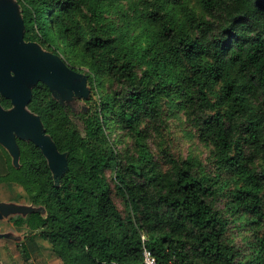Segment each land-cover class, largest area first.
Instances as JSON below:
<instances>
[{"label":"trees","instance_id":"obj_1","mask_svg":"<svg viewBox=\"0 0 264 264\" xmlns=\"http://www.w3.org/2000/svg\"><path fill=\"white\" fill-rule=\"evenodd\" d=\"M192 1L137 0L118 25L106 14L114 0H16L25 40L55 52L63 43L70 66L104 86L78 109L41 82L32 88L27 108L66 152L61 174L32 141L18 139L17 165L0 145V182L20 184L35 207L15 220L31 231L26 264L37 236L61 264H145L144 248L155 264H264V0H194L202 16ZM172 108L211 143L230 182L168 146L150 150L148 129ZM227 186L250 225L248 254L219 207Z\"/></svg>","mask_w":264,"mask_h":264},{"label":"rangeland","instance_id":"obj_2","mask_svg":"<svg viewBox=\"0 0 264 264\" xmlns=\"http://www.w3.org/2000/svg\"><path fill=\"white\" fill-rule=\"evenodd\" d=\"M5 1L15 5L17 16L21 19L22 16L16 0ZM190 7L199 16H202V10L194 0L190 3ZM137 8V0H114L113 5L106 14L109 18L114 19L118 25H122L123 20L126 18L123 13L127 15H134ZM82 22L84 23V21ZM25 41L34 42L42 51L48 52L55 59L62 60L76 74L79 73L86 76V95H68L67 89L65 88L62 91H60L57 87L50 89L45 79L41 78L37 81V83L41 82L47 86L51 94L55 95L60 103L67 104L73 109L84 108L86 106L85 99L90 98L91 96L97 98L98 91H104L103 84L96 87L92 86L94 82L88 80V74L86 71L89 69L87 66L81 64H78L79 66L75 68L70 66L66 54L62 50L63 43H61V48L55 52L52 47H47L46 43L42 44L39 40ZM28 83L31 84V82ZM117 131V129L114 130L115 138L117 137ZM127 140L128 137L126 136V141ZM146 141L150 150L155 152V154L158 153V146H168L171 152L179 158H191L196 163V167L200 170L211 174L218 173L221 182H230V174L223 169L217 168V164L214 161L215 156L211 143L202 138L200 133L189 125L182 109L172 108L167 116V121L164 127H150L147 131ZM111 174V170H106V176L109 180ZM113 198L118 206L122 207L121 201L115 194H113ZM0 202L24 205L27 207L33 206L23 187L12 181L0 182ZM219 207L227 223L228 236L230 240L236 245L240 253H250L252 251V232L250 225L244 213L230 207L228 186L224 187L221 191V201L219 202ZM22 216H25V213L13 212L0 218V233H3L2 237H4L0 239V259L3 261V251L4 264H26L21 255V248L23 246L22 243L26 237L30 236L31 231L26 226L17 228L13 224L14 220ZM46 242L41 240V245L37 243L39 249L30 253V264H61L60 259L54 254L51 247L48 245L49 243ZM5 260H7V262Z\"/></svg>","mask_w":264,"mask_h":264},{"label":"water","instance_id":"obj_3","mask_svg":"<svg viewBox=\"0 0 264 264\" xmlns=\"http://www.w3.org/2000/svg\"><path fill=\"white\" fill-rule=\"evenodd\" d=\"M23 33V20L17 16L15 5L0 0V96L12 104L9 108L0 104V143L9 151L12 163L17 165L19 148L15 138L32 141L57 176L67 168L66 152L57 149L45 132L39 115L30 111L27 104L32 87L41 78L46 80L50 89L57 87L62 91L65 88L68 95H86V76L76 74L62 60L42 51L34 42L25 41ZM34 208V205L27 207L0 202V218L13 212L27 214ZM2 235L0 233V237Z\"/></svg>","mask_w":264,"mask_h":264},{"label":"built area","instance_id":"obj_4","mask_svg":"<svg viewBox=\"0 0 264 264\" xmlns=\"http://www.w3.org/2000/svg\"><path fill=\"white\" fill-rule=\"evenodd\" d=\"M143 257V261L145 264H155V258L147 248H144L143 250Z\"/></svg>","mask_w":264,"mask_h":264},{"label":"crops","instance_id":"obj_5","mask_svg":"<svg viewBox=\"0 0 264 264\" xmlns=\"http://www.w3.org/2000/svg\"><path fill=\"white\" fill-rule=\"evenodd\" d=\"M27 216V214H25V216H22V217H26ZM24 225H22V226H18V228H21V227H23ZM28 228V227H27ZM0 239H1V237H0ZM35 240H36V242L38 243V244H40L41 243V240L42 241H44V242H46L44 239H42L41 237H39V236H37V237H35ZM46 243H48V242H46ZM41 245V244H40ZM49 245V244H48ZM50 246V245H49ZM2 257H3V261H4V252L2 251ZM3 261H1V259H0V263L1 264H4V262ZM6 262H7V260H5Z\"/></svg>","mask_w":264,"mask_h":264},{"label":"flooded vegetation","instance_id":"obj_6","mask_svg":"<svg viewBox=\"0 0 264 264\" xmlns=\"http://www.w3.org/2000/svg\"><path fill=\"white\" fill-rule=\"evenodd\" d=\"M33 88V87H32ZM1 97V96H0ZM10 101V100H9ZM0 104H1V102H0ZM11 102H10V105L9 106H3L2 104H1V106L3 107V108H9V107H11ZM18 139H21V138H19V137H16L15 138V140H16V143H17V145H18ZM22 140H24V139H22ZM0 145H1V147L2 148H4L6 151H7V153L9 154V151L0 143ZM18 148H19V146H18ZM13 224H14V226L15 227H17L18 228V225L15 223V220L13 221ZM2 238H4V237H1V239Z\"/></svg>","mask_w":264,"mask_h":264}]
</instances>
